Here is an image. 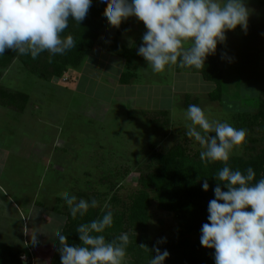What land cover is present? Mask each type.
Masks as SVG:
<instances>
[{"label":"rangeland","instance_id":"obj_1","mask_svg":"<svg viewBox=\"0 0 264 264\" xmlns=\"http://www.w3.org/2000/svg\"><path fill=\"white\" fill-rule=\"evenodd\" d=\"M245 5L250 13L247 32L240 26L227 31L229 49L222 67L228 80V92L253 98L257 95L254 92L264 87V0H245ZM126 21L128 26L120 41L127 46L142 42L147 31L144 23L136 17ZM118 28L106 22L100 41H113ZM97 49L99 52L90 53L77 76L70 73L67 77L71 91L58 81L44 83L24 70L20 61H16L1 79L6 88L22 91L31 88L34 92L30 113L37 119L32 121L29 115L19 118V133L23 135V142L25 139V150L32 152L37 140L50 142L37 150L43 153L46 149L43 160L46 166L43 163L31 165L25 158H21L20 163L8 157L4 174L0 173L2 185L5 176L8 180L12 177L9 189L15 191L10 199L0 191V242L21 252L32 264H52L60 257L56 239L66 222L63 213L69 210L65 195L75 196L77 200H87V196L96 200L103 211L109 208L113 196L128 202L141 189L138 179L150 169V142L157 143L162 152L178 143L184 144L191 154L204 151L194 138L186 135L190 124L186 119L188 104L200 106L212 120L226 121L237 127L235 118L241 111L239 104L234 107L235 102L231 104L226 95L222 103L212 101L209 95L215 84L201 75L178 66L154 73L146 60H139L137 78L130 85H122L119 79L126 70L125 60ZM31 78L38 80L37 87L34 86L37 81ZM241 87L247 90V95H242ZM135 109L167 111L171 127H156L142 116L130 118L129 110ZM2 113L13 118L10 111ZM1 121L6 123L5 127H0L3 129H0V165L3 161L1 151L7 144L12 147L10 135L2 136L1 132H13V127L18 128L17 123L6 116ZM253 135L260 134L256 131ZM245 153L244 144L234 149L232 156ZM30 154L25 152L27 156ZM15 167L22 173H14ZM25 202L27 206H23ZM58 209L64 211L61 214L63 224L60 218L50 214L58 213ZM151 213L152 240L159 243L164 237L174 238L177 233L174 214L160 210L156 202H153ZM32 237L38 240L35 246L31 243ZM134 260L133 253L126 249L124 264H134ZM144 263L150 264L146 260Z\"/></svg>","mask_w":264,"mask_h":264},{"label":"clouds","instance_id":"obj_2","mask_svg":"<svg viewBox=\"0 0 264 264\" xmlns=\"http://www.w3.org/2000/svg\"><path fill=\"white\" fill-rule=\"evenodd\" d=\"M95 0H0V56L6 50L36 59L42 53L64 55L77 47L73 35L64 36L69 21L82 25ZM106 22L113 27L131 17L142 21L147 31L137 54L148 62L154 73L173 66L203 69L226 33L240 26L247 32L249 9L245 0H103ZM186 135L203 148L200 159L205 164L222 162L214 175L217 181L214 197L208 203L206 223L201 227L200 243L214 249L215 264H264V177L256 180L252 167L233 170L229 161L234 149L247 142L248 132L226 121L212 120L200 106L191 104L186 110ZM215 133V135H212ZM202 188L210 189L205 179ZM73 219L83 217L98 202L64 196ZM111 210L102 218L80 224V244L68 243L58 234L61 264H124L130 243L127 232L114 240L103 234L113 225ZM164 237L160 243H166ZM31 243L38 240L32 237ZM142 247L144 245H141ZM150 264H165L167 250L155 247ZM26 260V256L21 257Z\"/></svg>","mask_w":264,"mask_h":264},{"label":"trees","instance_id":"obj_3","mask_svg":"<svg viewBox=\"0 0 264 264\" xmlns=\"http://www.w3.org/2000/svg\"><path fill=\"white\" fill-rule=\"evenodd\" d=\"M106 15L107 9L103 0H95L88 18L82 22V25H77L75 21L70 20L69 28L63 35H73L77 40V47L64 55L52 56L44 52L34 60L30 54L21 55L10 49L6 50L5 54L0 56V105L10 108L19 116L25 114L32 106L34 92L31 88L22 91L9 89L1 84L5 72L16 61H20L24 70L44 80V83L58 81V84L65 86L67 91H71L67 82L69 74L77 76L78 71H81L80 68L88 62L90 53L99 52L97 48L125 60L126 70L120 75L119 81L122 85H130L138 76L137 61L145 60L137 54L142 42L136 41L131 46H127L120 41L124 29L128 26L127 21H124L118 28L113 41L101 42L100 36L106 25ZM228 35L230 34L226 33V41ZM228 46L226 42L219 44L217 53L207 58L203 69L185 68L181 70H190L192 73L201 75L204 80L213 82L215 88L209 95L212 101L222 103L226 95L231 104L235 102L234 107L237 108L239 104L241 111L236 115L235 121L237 128H244L248 132L245 144L246 153L232 156L229 164L233 170L245 171L248 167H252L256 172V180H259L264 177V87L260 91H255L257 95L254 94L253 98L239 97L238 94L228 92V80L222 67ZM31 79L37 81L35 78ZM241 93L242 95L248 94L247 90H242V87ZM138 116L144 117L156 127L164 129L171 127V119L167 111L129 110L130 118L134 119ZM256 131L260 134L258 137L253 135ZM149 146L152 151L150 169L140 175L138 182L141 184V189L137 194L133 195L128 202L118 196H113L108 209L102 211L98 206L90 207L85 216H78L76 219L72 218L68 210L63 213L66 222L61 234L68 237V243L80 244L79 233L76 232L77 227L82 223L102 218L105 211L111 210L114 222L103 234L107 240L111 241L121 233L127 232L130 237L127 249L133 253L134 264H145V260L150 262L155 255L152 251L155 247H159L161 251L170 252L165 264H215L214 249L202 246L200 243V230L203 223L208 222V203L215 198L213 189L217 185L214 175L224 166L223 163L205 164L200 159L202 151L191 154L189 149L181 143L170 147L166 152L159 151L158 144L155 142H150ZM205 179L210 184L208 191L202 188ZM86 198L89 202L92 201L89 197L86 196ZM153 202L157 203L160 210L174 214L177 219V233L174 238L167 239L166 243L155 242L150 237ZM61 218L64 220L63 215ZM57 244L59 247V242ZM22 256L21 252L0 242V264H32V262L22 260ZM52 264H61V256Z\"/></svg>","mask_w":264,"mask_h":264},{"label":"crops","instance_id":"obj_4","mask_svg":"<svg viewBox=\"0 0 264 264\" xmlns=\"http://www.w3.org/2000/svg\"><path fill=\"white\" fill-rule=\"evenodd\" d=\"M107 53V52H106ZM105 55V54H104ZM105 57H106V55H105ZM13 66V65H12ZM35 87H37L38 86V80H37V82H35V85H34ZM14 89V88H13ZM0 107H3L4 109H1L0 108V127H5V123L6 122H3V121H1V119L4 117V116H6V118L7 119H9V120H12L11 122H16L17 123V126L16 127H18V128H15V127H13V132L12 131H10V132H1V135L2 136H4V135H6V134H9L10 135V137L11 138H9V139H11V142H12V147L10 146V144H7V146H10V147H7V146H5V148H3V150L4 151H1V154H2V164L0 165V173L1 174H4V164H6V162L8 161L7 160V158L8 157H13V158H15L16 160H18L20 163H21V158H25L26 160H29V161H31V165H36L37 163L39 164V163H43V166H46L45 164H44V157L46 156L45 154H44V152H45V148L43 149L44 150V152L42 153H40V152H38L37 150L38 149H40V147L41 148H43V145H44V143H50L49 142V140H44L43 139V141H45V142H42V141H40V140H37L36 142H34L35 144L33 145V148L31 149L32 150V152L31 151H29V150H25V147H26V143H25V139H24V142L22 141V134H20L19 133V118L21 117V116H23V118L25 117V116H30L31 117V119H32V121L33 120H35V119H37V118H33V113L31 114L30 113V109H31V106L29 107V109H28V111L25 113V114H22L21 116H19V115H17V114H14V112L13 111H11V109L10 108H7V107H5V106H3V105H0ZM3 110H7V111H10L11 113H12V115H13V118L11 117V118H9V116L8 115H5V114H3L2 113V111ZM33 112V111H32ZM15 115H17V116H15ZM38 122H36V124H37ZM46 125H49V124H46ZM1 129V128H0ZM1 130H3V129H1ZM4 134V135H3ZM55 142V141H54ZM54 142H53V144H54ZM30 152L31 154L30 155H25V152ZM35 158V159H34ZM38 159H40L39 160V162L37 161ZM18 163V162H17ZM19 164V163H18ZM51 169H53V167H51ZM14 173H16L15 171H17V172H19V173H22L21 172V170L20 169H18L17 167H15L13 170H12ZM42 178H43V176H42ZM43 180V179H42ZM12 182V177H11V179H7L6 178V176L4 177V180H3V185L0 183V191L2 192V194L4 195V196H6L7 195V199H10L12 196H11V193H13V192H15V191H12V190H10L9 189V187L11 186V184L10 183H8V182ZM0 182H1V180H0ZM5 184V185H4ZM40 184H41V181H40ZM8 188V189H7ZM9 190L11 191V192H9ZM4 192H6V194L4 193ZM7 192H9V193H7ZM10 197V198H9ZM29 200V199H28ZM27 201V200H26ZM23 206H27V203L25 202V204H23ZM41 206H43V205H41ZM62 212H64V211H61L60 209H58V213L55 211V212H50V214L51 215H55V216H57L58 218H60V220H61V222H62V224L64 223V220L61 218V214H62Z\"/></svg>","mask_w":264,"mask_h":264}]
</instances>
